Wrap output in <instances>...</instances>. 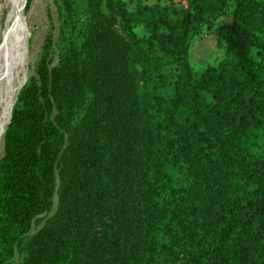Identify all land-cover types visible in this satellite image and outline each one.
I'll list each match as a JSON object with an SVG mask.
<instances>
[{"label":"trees","instance_id":"trees-1","mask_svg":"<svg viewBox=\"0 0 264 264\" xmlns=\"http://www.w3.org/2000/svg\"><path fill=\"white\" fill-rule=\"evenodd\" d=\"M56 4L5 130L0 264H264V0Z\"/></svg>","mask_w":264,"mask_h":264},{"label":"rangeland","instance_id":"rangeland-1","mask_svg":"<svg viewBox=\"0 0 264 264\" xmlns=\"http://www.w3.org/2000/svg\"><path fill=\"white\" fill-rule=\"evenodd\" d=\"M56 1L31 0L28 7V0H25V3L24 0L22 1L21 12L19 14L25 17V26L21 32L23 43L22 52L19 56L21 61L18 68V76L13 80H6L0 87L2 93V99H0V160L4 153L5 130L10 123L12 109L17 101L20 89L26 84L30 76L35 73V64L39 59L40 53L43 51L42 48L45 42L50 37H53L55 43L58 42L61 20ZM13 12L14 9L7 4L6 0H0V45L8 31L9 20ZM226 20L227 22L230 21L231 17H226ZM216 41L214 35H206L202 41L197 42L192 48L190 63L198 74H202L208 64H213L222 58L223 50L217 48ZM1 100L4 101L2 102ZM18 261L16 260V264Z\"/></svg>","mask_w":264,"mask_h":264},{"label":"bare ground","instance_id":"bare-ground-1","mask_svg":"<svg viewBox=\"0 0 264 264\" xmlns=\"http://www.w3.org/2000/svg\"><path fill=\"white\" fill-rule=\"evenodd\" d=\"M6 1L7 4L11 6L12 9H14V12L12 13L9 20L8 31L4 37L2 44L0 45V87L1 84L5 83L6 80H13L16 76H18V68L21 61L19 56L22 52L21 48L23 43L21 32L23 31L25 26V17L19 14L21 12L23 0ZM1 96L2 93L0 91V99H2ZM1 101L3 102L4 100Z\"/></svg>","mask_w":264,"mask_h":264}]
</instances>
